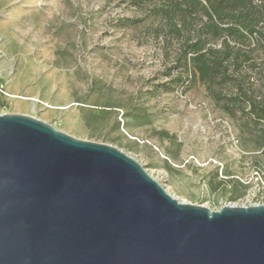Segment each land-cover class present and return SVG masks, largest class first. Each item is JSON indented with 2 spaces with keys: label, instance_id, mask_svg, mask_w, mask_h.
<instances>
[{
  "label": "rangeland",
  "instance_id": "obj_1",
  "mask_svg": "<svg viewBox=\"0 0 264 264\" xmlns=\"http://www.w3.org/2000/svg\"><path fill=\"white\" fill-rule=\"evenodd\" d=\"M40 4L28 33L40 47L22 50L16 66L37 105L30 115L120 148L180 200L213 210L264 203V124L229 116L204 84L173 68L179 42L154 16V3ZM17 110L0 105L2 113Z\"/></svg>",
  "mask_w": 264,
  "mask_h": 264
},
{
  "label": "water",
  "instance_id": "obj_2",
  "mask_svg": "<svg viewBox=\"0 0 264 264\" xmlns=\"http://www.w3.org/2000/svg\"><path fill=\"white\" fill-rule=\"evenodd\" d=\"M0 264H264V203L180 200L112 144L0 111Z\"/></svg>",
  "mask_w": 264,
  "mask_h": 264
},
{
  "label": "trees",
  "instance_id": "obj_3",
  "mask_svg": "<svg viewBox=\"0 0 264 264\" xmlns=\"http://www.w3.org/2000/svg\"><path fill=\"white\" fill-rule=\"evenodd\" d=\"M133 3L138 7L154 3V16L175 33L179 48L173 68L183 67L184 73L204 84L216 106L229 116L247 114L264 124V0ZM183 75L179 72V78ZM161 133L176 141L175 135Z\"/></svg>",
  "mask_w": 264,
  "mask_h": 264
},
{
  "label": "crops",
  "instance_id": "obj_4",
  "mask_svg": "<svg viewBox=\"0 0 264 264\" xmlns=\"http://www.w3.org/2000/svg\"><path fill=\"white\" fill-rule=\"evenodd\" d=\"M4 1L6 4L0 6V86L3 89L0 102H14L19 107L14 112L29 114L37 105L31 94L24 93L26 79L16 66L18 61H23L22 50L40 47L33 43L28 33L34 26L30 22L31 14L42 0Z\"/></svg>",
  "mask_w": 264,
  "mask_h": 264
},
{
  "label": "built area",
  "instance_id": "obj_5",
  "mask_svg": "<svg viewBox=\"0 0 264 264\" xmlns=\"http://www.w3.org/2000/svg\"><path fill=\"white\" fill-rule=\"evenodd\" d=\"M0 91H3L2 86H0Z\"/></svg>",
  "mask_w": 264,
  "mask_h": 264
}]
</instances>
